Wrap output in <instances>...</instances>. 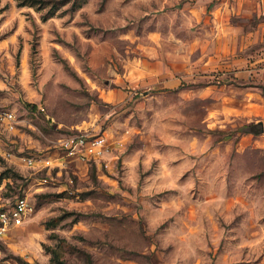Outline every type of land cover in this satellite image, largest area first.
<instances>
[{
    "label": "rangeland",
    "instance_id": "1",
    "mask_svg": "<svg viewBox=\"0 0 264 264\" xmlns=\"http://www.w3.org/2000/svg\"><path fill=\"white\" fill-rule=\"evenodd\" d=\"M60 1L0 0V264H264V0Z\"/></svg>",
    "mask_w": 264,
    "mask_h": 264
},
{
    "label": "built area",
    "instance_id": "2",
    "mask_svg": "<svg viewBox=\"0 0 264 264\" xmlns=\"http://www.w3.org/2000/svg\"><path fill=\"white\" fill-rule=\"evenodd\" d=\"M15 116L11 109H0V120L11 126L14 124ZM58 143L63 150V155L84 160L97 159L103 156L111 144L105 134L88 126L72 128L58 137ZM24 158L27 164L39 168L50 166L53 163V157L43 153L26 155ZM32 207L26 195H19L13 203L1 208L0 234L5 233L12 225L22 223Z\"/></svg>",
    "mask_w": 264,
    "mask_h": 264
},
{
    "label": "crops",
    "instance_id": "3",
    "mask_svg": "<svg viewBox=\"0 0 264 264\" xmlns=\"http://www.w3.org/2000/svg\"><path fill=\"white\" fill-rule=\"evenodd\" d=\"M256 34L260 36L261 38H264V27L263 29H259L256 31ZM263 58L264 60V55L262 57H259L258 60H261ZM264 62V61H263ZM255 62L254 61H249L247 63V68L244 70L245 72L243 73L244 75V81L251 82L257 78V80H262L264 81V66H257L255 68L253 66ZM77 161H80L78 158H76Z\"/></svg>",
    "mask_w": 264,
    "mask_h": 264
},
{
    "label": "trees",
    "instance_id": "4",
    "mask_svg": "<svg viewBox=\"0 0 264 264\" xmlns=\"http://www.w3.org/2000/svg\"><path fill=\"white\" fill-rule=\"evenodd\" d=\"M21 1L35 3V2H38V1L43 2L45 0H21ZM65 1H68V0H65ZM65 1L64 0H61L60 2L63 3ZM55 6H57V4H55ZM50 12H52V11H47L46 13L47 14H50ZM242 129L245 130V131H251V132H260V131H263L264 130V120L259 119L257 121H249V122H246V123H244L242 125Z\"/></svg>",
    "mask_w": 264,
    "mask_h": 264
}]
</instances>
